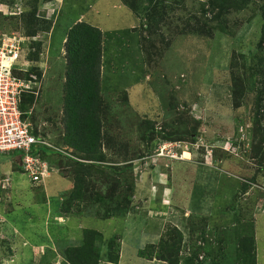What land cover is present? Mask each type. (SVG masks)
<instances>
[{
	"label": "rangeland",
	"instance_id": "obj_1",
	"mask_svg": "<svg viewBox=\"0 0 264 264\" xmlns=\"http://www.w3.org/2000/svg\"><path fill=\"white\" fill-rule=\"evenodd\" d=\"M146 1L0 0V35L36 39L26 43L21 64L31 61L26 68L38 69L42 86L25 119L54 146L63 144L66 30L79 19L102 27V165H133L116 194L135 206L127 216L95 221L122 238L120 264H160L137 254L160 241L169 223L184 232L183 251L189 256L203 247L200 260L207 263L264 264V146L259 152L254 148L264 144V66L253 57L264 55V0H242L243 8L229 11L230 32L214 36L180 30L190 19H202L206 0H165L161 7L167 13L159 24L150 19L159 15L157 4L140 17L134 11L141 3L144 9ZM48 24L49 31L35 34ZM235 52L249 59L239 56V72L257 75L241 88L240 107ZM260 93L262 132L256 134ZM151 124L155 132L148 130ZM13 158L0 153V176L10 180L0 195V264H51L58 246L79 238L90 221L62 212L72 189L70 175L53 171L39 185ZM246 234L256 236L255 255L239 256L238 241Z\"/></svg>",
	"mask_w": 264,
	"mask_h": 264
},
{
	"label": "trees",
	"instance_id": "obj_2",
	"mask_svg": "<svg viewBox=\"0 0 264 264\" xmlns=\"http://www.w3.org/2000/svg\"><path fill=\"white\" fill-rule=\"evenodd\" d=\"M241 1H203L201 3V13L199 12L202 14V19L200 20L196 17V20L193 19L194 23L190 19L188 27L180 30L183 33L204 36H214L216 32L228 33L230 32L228 23L229 11L243 8L240 6ZM162 2H165V0H147L145 3L147 5L144 9L142 3L134 6L133 9L137 16L140 17V13L143 10H152L154 4H157L155 8L158 10L159 15L154 14L153 16L152 14L150 19L159 24L161 20L164 21L167 13L166 8L161 7ZM49 29H51V25L48 24L42 29H37L35 34L41 30L49 31ZM34 42L36 41H32L31 44L34 45ZM65 50L67 70L64 87L62 118L64 134L62 142L64 146H68L73 150L69 151L71 155H65L58 151L65 158L59 159L57 166H59L63 177L70 175L74 186L71 192L64 196L62 212L80 215L82 218L86 217L90 223L82 225L79 238H76V240L74 238L69 244L58 246L59 254L63 258L61 264H120L123 263L122 238L115 231L109 230L107 225H102L95 221H107L116 217L127 216L135 206L130 198L117 200L116 194L118 187L121 185L123 175L133 165L127 167L110 165L107 167L102 165L105 163L104 121L102 117L104 106V98L102 96L103 30L86 21L77 22L67 33ZM239 56L249 62L248 56L239 55V53L235 52L232 59V69L236 96L235 105L237 107H240L242 102L240 95L243 94L244 89L241 88H245L244 84L248 82L251 76L253 79H256L255 76H257L256 74L249 75L247 70L246 75L239 72ZM253 57L258 59L259 65L264 66V55ZM34 62H37V60ZM37 70L33 69L32 72L38 73ZM26 75L29 76V73ZM39 77L41 76L39 75ZM259 98L256 108L257 116L254 118L256 134L262 132L259 122L263 93L259 94ZM35 100L34 94L24 95L22 103L24 119L26 114H29L33 108ZM151 125L148 130L155 132V126ZM163 137L169 140L173 138V135L166 134ZM263 146V143H259L254 148L259 152ZM42 157L50 161L47 152L43 153ZM53 164H55V161L54 163L50 161L51 167H53ZM20 169L23 170L21 167ZM51 170L52 172L54 171L53 168ZM106 186L109 188L107 190L109 192L105 191ZM113 187L114 190H112ZM13 237L16 239L17 235ZM183 242L184 232L182 229L178 225L169 223L160 241L146 244L138 251V255L145 261L158 259L161 261L160 264H219L218 262L207 263L200 260V253L204 250L203 247L195 248L194 253L189 256L190 253L186 254L183 251ZM238 242L239 250L242 249L239 256H242L241 254L243 253L245 256L255 255L256 236L254 234H246ZM9 250L10 254L14 252L11 244L9 245ZM51 264L56 263L51 260Z\"/></svg>",
	"mask_w": 264,
	"mask_h": 264
},
{
	"label": "built area",
	"instance_id": "obj_3",
	"mask_svg": "<svg viewBox=\"0 0 264 264\" xmlns=\"http://www.w3.org/2000/svg\"><path fill=\"white\" fill-rule=\"evenodd\" d=\"M30 38L15 33L0 35V153L18 154L24 172L33 182L42 183L52 172L49 161L42 157L45 149L52 148L65 155L71 153L54 146L24 119V95L34 94L38 99L42 86L40 78L26 68L31 61L21 64L26 43L36 40ZM9 183V177H0V192Z\"/></svg>",
	"mask_w": 264,
	"mask_h": 264
},
{
	"label": "crops",
	"instance_id": "obj_4",
	"mask_svg": "<svg viewBox=\"0 0 264 264\" xmlns=\"http://www.w3.org/2000/svg\"><path fill=\"white\" fill-rule=\"evenodd\" d=\"M83 20H85V19H79L78 21H83ZM78 21H76L74 24H76ZM73 24V25H74ZM73 25H71L70 27H69V29L73 26ZM95 26H96V24H94ZM98 27H100V26H98ZM101 29H102V27H100ZM69 29H67L66 30V36H65V38H64V40H63V43H64V46H63V53L66 55V50H65V42H66V40H67V33H68V31H69ZM104 32V31H103ZM105 43V42H104ZM45 137V136H44ZM47 138V137H46ZM48 140H50L49 138H47ZM51 141V140H50ZM63 143V142H62ZM59 147H63V148H65V149H68L69 151H72L73 149L72 148H70V147H68V146H64V144H62V145H59ZM48 157H49V159H50V161L52 162V163H54V161H55V164H53V169H54V171L57 173V174H60V175H62L61 174V172H60V169H59V166H57V161L59 160V159H61V158H63V156L62 155H60V154H57V153H52V154H49L48 153ZM49 161V162H50ZM53 173V172H52ZM52 173H51V175H52ZM50 175V176H51ZM72 183V188H73V186H74V183H73V181L71 182ZM82 220V219H81ZM81 223V222H80ZM154 242V241H153ZM150 243V242H149ZM148 244V243H147ZM140 250V249H139ZM138 255V254H137ZM52 260H54V262L56 263V264H58V261L57 260H60L61 261V263H62V260H63V258L61 257V255L60 254H56V253H54V259H52ZM60 263V264H61Z\"/></svg>",
	"mask_w": 264,
	"mask_h": 264
},
{
	"label": "clouds",
	"instance_id": "obj_5",
	"mask_svg": "<svg viewBox=\"0 0 264 264\" xmlns=\"http://www.w3.org/2000/svg\"><path fill=\"white\" fill-rule=\"evenodd\" d=\"M37 132V131H36ZM38 133V132H37ZM39 134V133H38ZM39 135H41V134H39ZM41 136H43V135H41ZM44 137V136H43ZM44 138H46V137H44ZM47 139V138H46ZM48 140V139H47ZM48 141H50V140H48ZM61 148H63V147H61ZM45 150H47V149H45ZM68 152H69V150L68 149H66ZM48 151V150H47ZM55 152V151H54ZM3 154V153H2ZM14 155V158H13V161H12V163H14V165L16 166L17 165V167H21V165L19 164V160L17 159V157L19 156L18 154H13ZM49 164H50V162H49ZM22 168V167H21ZM52 168V167H51ZM20 171H23L24 172V170H21L20 169ZM52 173V172H51ZM51 175V174H50ZM9 176V175H8ZM7 175H2V176H0L1 178H3V177H8ZM29 176V175H28ZM50 176H48L47 178H49ZM46 178V179H47ZM45 179V180H46ZM45 180L42 182V183H37V184H39V185H41V184H43L44 182H45ZM4 190H2L1 192H0V195H2V192H3Z\"/></svg>",
	"mask_w": 264,
	"mask_h": 264
},
{
	"label": "bare ground",
	"instance_id": "obj_6",
	"mask_svg": "<svg viewBox=\"0 0 264 264\" xmlns=\"http://www.w3.org/2000/svg\"><path fill=\"white\" fill-rule=\"evenodd\" d=\"M189 155V154H188ZM188 155H187V157H188Z\"/></svg>",
	"mask_w": 264,
	"mask_h": 264
}]
</instances>
